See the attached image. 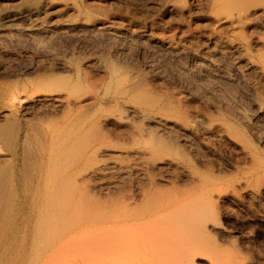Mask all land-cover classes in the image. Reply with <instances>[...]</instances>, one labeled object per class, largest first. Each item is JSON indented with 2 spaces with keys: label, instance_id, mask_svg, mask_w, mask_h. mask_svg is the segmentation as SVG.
<instances>
[{
  "label": "rangeland",
  "instance_id": "1",
  "mask_svg": "<svg viewBox=\"0 0 264 264\" xmlns=\"http://www.w3.org/2000/svg\"><path fill=\"white\" fill-rule=\"evenodd\" d=\"M184 1L175 12L167 0H0V166L20 169L17 191L40 187L31 198L46 201L45 234L13 229L0 264H214L223 251L233 264H264V187L245 192L264 182V19L240 39L215 29L206 0ZM139 91L157 103L140 104ZM92 139L111 151L86 150L69 166ZM15 141L26 155L13 167ZM169 158L182 167L161 163ZM200 178L217 191L211 200L224 194L209 213L227 232L208 229L216 247L181 258L184 247L146 243L165 198Z\"/></svg>",
  "mask_w": 264,
  "mask_h": 264
},
{
  "label": "bare ground",
  "instance_id": "2",
  "mask_svg": "<svg viewBox=\"0 0 264 264\" xmlns=\"http://www.w3.org/2000/svg\"><path fill=\"white\" fill-rule=\"evenodd\" d=\"M167 4L169 5V8L172 9L176 12V11H185L186 8H187V5L185 3L184 0H167ZM206 4L207 6L209 7V10L211 12V19L215 25V29H218L219 31L220 30H227L229 32H232V33H235L236 35H238L240 37V39H243L244 38V33H243V29L246 27V26H250L252 24H257L259 23L262 19H264V0H206ZM170 11V10H169ZM180 13V12H179ZM175 14V13H174ZM245 41V39H244ZM246 42V41H245ZM242 43V42H241ZM241 43H237V44H234L235 48L237 49H241L243 47V45ZM232 44V43H231ZM233 46V45H232ZM245 46V45H244ZM244 48V47H243ZM259 62H261L263 69H264V51L262 53L259 54ZM97 62V61H96ZM95 62V64H96ZM94 63V61H93ZM99 63V62H98ZM96 64V65H99V64ZM252 63V62H251ZM94 64V65H95ZM253 64V63H252ZM262 69V68H261ZM141 92V91H139ZM138 93V92H137ZM149 93V92H148ZM146 92H141L139 94H134L135 96H133L134 98L133 99H136L137 102H139L140 104H143V105H147V106H154L156 103H157V98L156 97H152L150 96L149 94ZM42 98H45V99H55L57 100V98L55 97L54 94H52V92H45L42 94ZM35 99V98H34ZM57 101H60V100H57ZM33 102V101H32ZM29 103V102H28ZM134 108V106H133ZM135 109V108H134ZM137 110V108L135 109V111ZM139 112V110H138ZM164 115V114H163ZM174 117V116H173ZM195 121H198L201 119L200 116H195ZM113 118V117H112ZM159 118L165 122L167 121H170V120H173L172 122L175 124V125H178L179 127H181L182 129L184 130H187L190 132L191 131H194L197 129V128H194V121H191V123H186L184 120L182 119H178L177 117L175 118H172L171 116H167V115H164L161 117V115L159 116ZM77 119V118H76ZM107 118H105L106 120ZM109 119L111 120V118L109 117ZM157 119V118H156ZM79 120V119H78ZM108 120V119H107ZM113 120V119H112ZM204 120V119H203ZM120 121V120H119ZM201 121V120H200ZM193 122V123H192ZM82 123V122H81ZM80 123V124H81ZM169 123V122H168ZM226 125V123H225ZM225 125H223L224 127H226ZM82 126V124H81ZM229 127H227L226 129L223 127V129L226 130V132L228 131L229 133H227V137H231L230 139L231 140H235V142L238 140H236V138H234L233 136V132L231 133V131L234 129V128H231L232 126L228 124ZM231 126V127H230ZM79 126H77V129H78ZM198 127V126H197ZM211 128V127H210ZM210 128H206L205 127V131L207 132H210ZM222 126L219 128V130H221ZM195 129V130H194ZM228 129V130H227ZM216 130L218 131V129L216 128ZM224 130V131H225ZM231 130V131H230ZM73 131V130H72ZM198 131V130H197ZM202 131V130H200ZM213 131V129H212ZM215 131V130H214ZM215 131V132H217ZM236 131V130H235ZM185 132V131H184ZM192 132V133H194ZM222 134L223 132L220 131ZM219 132V133H220ZM237 132V131H236ZM78 133V132H77ZM205 133V132H204ZM212 133V132H210ZM74 134V132H73ZM218 134V132H217ZM225 134V133H224ZM221 134H219L218 138L220 137ZM229 135V136H228ZM14 137V136H13ZM223 137V136H222ZM236 137V136H235ZM16 139V137H14ZM66 138V137H65ZM26 139V138H24ZM96 139V138H95ZM94 139V140H95ZM101 139V138H100ZM229 139V138H228ZM228 139H226L228 141ZM69 140V138H68ZM93 139L91 140V145L89 144L88 140L86 141L87 144L90 145V147L88 146H83L84 148H80L82 150H79V154L78 155L76 153V157H74V162H70V165L69 166H74L75 162L78 161V159H82L83 157V152H85L86 150L88 151H92L91 154H94L93 152H97L99 153V151L102 153V152H110L111 149L108 147V146H105L103 145V142H102V145L100 142H93L94 141ZM17 141V140H16ZM14 142L12 146H10V149L8 150V154L11 156V159H9L10 161H12V166L15 167V164L16 162L21 158V156L23 157V152L25 153V151L23 150L24 147H20V150L17 148V146L15 145L17 142ZM13 142V141H12ZM11 142V143H12ZM21 142V141H20ZM68 142V141H67ZM233 142V141H232ZM236 142V143H237ZM71 143V142H70ZM76 143V142H75ZM18 144V143H17ZM20 144L23 145V142H21ZM25 144V143H24ZM100 144V145H99ZM105 144V143H104ZM239 144V142H238ZM85 145V144H84ZM99 145V146H98ZM16 146V147H15ZM81 146V145H80ZM14 147V148H13ZM23 148V149H22ZM242 152L244 154V157H250L251 161L253 162L254 164V158L252 157V155L250 156V152H247L246 149H244V147H242ZM20 151V152H19ZM81 151V152H80ZM86 151V152H87ZM95 152V153H96ZM140 152V151H139ZM142 152V151H141ZM90 153V152H89ZM143 153V152H142ZM85 155V154H84ZM87 155V153H86ZM95 155V154H94ZM110 155V154H109ZM73 156V155H72ZM91 156V155H90ZM89 157V156H88ZM93 157V156H92ZM85 158V157H84ZM23 159V158H22ZM21 159V161H22ZM26 159V158H25ZM14 160V161H13ZM92 160V158H91ZM163 160V159H162ZM27 161V159H26ZM85 161V160H84ZM110 161V160H109ZM161 161V160H159ZM107 162V161H106ZM257 162V161H256ZM8 163V162H7ZM25 163V162H24ZM73 163V164H72ZM113 163V162H112ZM111 163V164H112ZM117 163V162H116ZM162 164H165L166 166H169V165H174L176 164V166H178L180 163L179 162H176V160L174 159H164L163 161H161ZM179 163V164H178ZM109 164V163H108ZM259 164V163H258ZM22 165V164H21ZM25 165V164H24ZM23 165V166H24ZM110 165V164H109ZM157 165V164H156ZM160 165V164H158ZM164 165V166H165ZM181 165V164H180ZM256 165V164H254ZM3 166V171L5 170V168L7 167V165L5 164L6 167H4V164H2ZM108 165L107 164H104V167ZM113 166V165H112ZM9 167V166H8ZM102 167V166H101ZM182 167V165H181ZM18 168V167H17ZM106 168V167H105ZM1 169V166H0V244H1V241H2V244L4 242V239L6 240H9V233L13 230L14 232L16 231L15 229H17V231L21 230L20 233H22V237L24 238H27V236L29 235L28 233L29 232V229H28V226H30L31 224H33L32 227H34L33 230H35L36 228V231L38 230L39 233H44V232H40L39 229L41 228L42 230H44V228H42V225L45 223L43 221L44 219V212L46 213V211L44 210L45 209V203L46 201H38V202H34L36 200L33 201V199L31 197H33V194L31 195V193H34V195H36L37 191L39 190L38 187L36 189V187H34L35 189H31V193L30 192H27V191H24V190H18L17 191V188L20 189L19 187V182H22V180L24 181V175L23 177L21 178V171H19L17 169L16 171V174L14 173L15 171H13L12 174H8V175H5V173L2 171ZM12 169V168H11ZM10 169V170H11ZM73 169V167H72ZM98 169V168H97ZM99 169H102V168H99ZM98 169V171H99ZM125 169V168H124ZM182 169V168H181ZM185 169V168H184ZM6 170H8L6 168ZM70 170V169H69ZM68 170V172H69ZM74 170V169H73ZM95 170V169H94ZM103 170V169H102ZM106 170V169H105ZM23 171V170H22ZM78 171V170H77ZM97 171V170H96ZM6 172V171H5ZM21 172V173H20ZM65 172V171H64ZM64 172H60V173H63L62 175H64ZM71 172V171H70ZM94 172V171H93ZM103 172V171H102ZM124 172V171H123ZM59 173V174H60ZM98 173V172H97ZM66 174V173H65ZM70 174V173H69ZM72 174V173H71ZM70 174V175H71ZM56 177V176H55ZM62 177V176H61ZM59 176V178H61ZM58 179V177H56ZM63 178V177H62ZM203 178V177H202ZM202 178L197 179L195 181V183L190 187L189 189V185L186 184L184 190L186 189L187 191H183L182 190V193L185 192V195L186 197L183 196L182 198V193L181 195H179V193L181 191H179L177 194H174V195H168V197L165 198V200L163 201L165 204L161 203V207L163 208H168L167 210H169V207L170 208V211H167L166 210V213H162V215L160 216H157V217H154V218H160V219H163V220H157L155 219V224L150 222V224L152 223V228H150L152 230V232H149V234H147L149 237L146 236V243L148 244H172L173 245H178L176 246L179 250H180V247H184L185 249L183 251H178L179 253V257L181 258H185V257H188L190 256L192 253H195L196 255L198 254H202V255H206V252H210V249H213V247L215 248L216 246L213 245L214 243V239H211V238H208L207 234L210 236V233L209 234V230H211L210 232L214 231L216 233H227L226 230H224L223 228L220 227V225H217L216 223V220L214 222V220L212 219V217L209 216V213H212V210H214V206H213V201L215 198L216 199H219L218 197H222L224 196V194L222 195V193L219 191L218 193V196L214 197L213 200H211L210 198V194L214 193V194H217V191L216 192H213L212 188L213 186L211 187V190H210V186H208L207 184L209 185H212V182L211 184L209 183V181H204ZM22 179V180H21ZM208 179V178H207ZM208 182V183H207ZM38 184V183H37ZM21 185V184H20ZM25 184H23V187H24ZM243 185V184H242ZM37 186V185H36ZM40 186V185H39ZM184 186V185H183ZM241 186V184H240ZM246 186V185H244ZM244 186H243V189H244ZM28 187V186H27ZM264 187V182H260L257 184V186H251L250 188H246L245 192L248 196L252 197V196H255L256 194H258V192L260 191V188ZM25 188V187H24ZM31 188V186H30ZM42 188V187H41ZM192 188V189H191ZM22 189V187H21ZM28 190V189H27ZM30 190V189H29ZM32 190H34L32 192ZM189 190V195L186 193L188 192ZM43 191V190H42ZM178 191V190H177ZM209 191V192H208ZM211 191V193H210ZM15 192V193H13ZM210 193V194H209ZM39 194V193H38ZM184 194V193H183ZM213 194V195H214ZM225 194H227L225 192ZM232 193H230L231 195ZM235 194V193H234ZM188 195V196H187ZM208 195V196H207ZM211 195V196H213ZM178 196V197H177ZM181 196V197H180ZM228 196V195H227ZM236 196V195H235ZM37 197V196H36ZM42 197V196H41ZM209 197V199H208ZM180 198V199H178ZM36 199V198H35ZM39 199V197H38ZM47 199V198H46ZM238 199V198H237ZM40 200V199H39ZM50 203V202H49ZM49 203H46L49 204ZM216 203V202H215ZM163 204V205H162ZM169 204V205H168ZM166 205H168L169 207H167ZM160 206V205H159ZM165 206V207H164ZM165 212V211H164ZM168 213V214H167ZM214 213V211H213ZM210 214V215H213ZM187 214V215H186ZM207 215V218L205 217ZM162 217V218H161ZM166 217V218H165ZM214 217V216H213ZM151 218V217H150ZM206 218V219H205ZM153 219V218H152ZM211 219V220H210ZM213 220V221H212ZM45 225V224H44ZM43 225V226H44ZM171 226V231H170V226ZM169 227V229L167 228L166 230L164 229L165 227ZM173 226V227H172ZM30 227V228H32ZM45 227V226H44ZM164 227V228H163ZM175 227V228H174ZM163 228V230L165 231V233H163L164 231L162 232H158L157 230H161ZM177 228V231H174L175 229ZM28 230V232H27ZM169 230V231H168ZM171 233V235H173L171 237V235H168L170 238H167V233ZM13 232V233H14ZM208 232V233H207ZM213 232V233H214ZM34 233V232H33ZM37 233V232H36ZM176 233V234H175ZM12 234V233H11ZM10 234V235H11ZM16 234V232H15ZM45 234V233H44ZM153 234V235H151ZM35 235V236H33ZM32 236L29 235L30 237H34V239H38L37 235L40 236V234H33ZM15 235H13L14 237ZM20 236V235H19ZM37 236V237H36ZM42 236V234H41ZM21 237V238H22ZM211 237V236H210ZM213 237V236H212ZM11 239V237H10ZM29 239V237H28ZM26 239V240H28ZM33 239V238H32ZM40 239V238H39ZM38 239V240H39ZM5 240V241H6ZM34 240V241H35ZM33 241V240H31ZM37 241V240H36ZM25 242V240H24ZM216 242V241H215ZM144 243V242H143ZM6 244V243H5ZM3 244V246L5 245ZM211 247V248H210ZM2 248V247H1ZM208 248V249H207ZM4 250L6 249L3 248ZM139 249V248H138ZM207 249V250H206ZM1 250V249H0ZM24 249H22L21 252H24L23 251ZM134 250V249H133ZM135 251V250H134ZM137 251V250H136ZM206 251V252H205ZM223 251V250H222ZM8 252V251H7ZM220 252V251H219ZM5 253V252H4ZM3 253V254H4ZM18 253V254H17ZM16 254H9V256H13V258L17 259L24 255V253H20V252H17ZM135 253V252H134ZM211 253L214 255V252L211 251ZM210 253V254H211ZM2 254V253H0ZM2 254V255H3ZM6 254V253H5ZM139 254V253H138ZM4 256V255H3ZM8 256V254H7ZM214 256H217L219 257L220 256V259L217 258L216 260H221L219 261L220 264L225 263V264H233V260H234V256L231 254H229V252L227 253H220L219 256H218V252L215 253ZM1 257V256H0ZM5 257V256H4ZM216 260H215V263H216ZM219 262L217 261V264H219ZM214 263V264H215Z\"/></svg>",
  "mask_w": 264,
  "mask_h": 264
}]
</instances>
